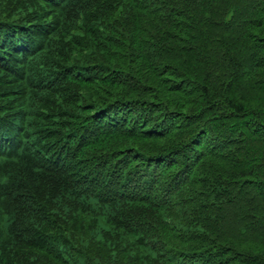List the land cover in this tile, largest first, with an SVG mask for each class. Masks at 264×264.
<instances>
[{
	"label": "trees",
	"instance_id": "trees-1",
	"mask_svg": "<svg viewBox=\"0 0 264 264\" xmlns=\"http://www.w3.org/2000/svg\"><path fill=\"white\" fill-rule=\"evenodd\" d=\"M0 264H264V0H0Z\"/></svg>",
	"mask_w": 264,
	"mask_h": 264
}]
</instances>
